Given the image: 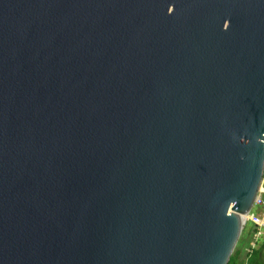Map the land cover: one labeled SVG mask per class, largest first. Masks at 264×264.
Masks as SVG:
<instances>
[{
	"label": "water",
	"instance_id": "obj_1",
	"mask_svg": "<svg viewBox=\"0 0 264 264\" xmlns=\"http://www.w3.org/2000/svg\"><path fill=\"white\" fill-rule=\"evenodd\" d=\"M264 182V0H0V264H228Z\"/></svg>",
	"mask_w": 264,
	"mask_h": 264
},
{
	"label": "rangeland",
	"instance_id": "obj_2",
	"mask_svg": "<svg viewBox=\"0 0 264 264\" xmlns=\"http://www.w3.org/2000/svg\"><path fill=\"white\" fill-rule=\"evenodd\" d=\"M252 223L258 226L260 229V236L264 237V205L254 206L252 212L246 217L242 233L234 248V251L240 249V257L242 260L245 259V253L248 252L250 248L256 246V242L259 238V234L250 233V226Z\"/></svg>",
	"mask_w": 264,
	"mask_h": 264
},
{
	"label": "trees",
	"instance_id": "obj_3",
	"mask_svg": "<svg viewBox=\"0 0 264 264\" xmlns=\"http://www.w3.org/2000/svg\"><path fill=\"white\" fill-rule=\"evenodd\" d=\"M250 233L259 234L256 246L250 248L248 252L245 253V259L243 260L240 257V249H236L232 253L228 264H264V237L260 236V229L254 223L250 226Z\"/></svg>",
	"mask_w": 264,
	"mask_h": 264
},
{
	"label": "built area",
	"instance_id": "obj_4",
	"mask_svg": "<svg viewBox=\"0 0 264 264\" xmlns=\"http://www.w3.org/2000/svg\"><path fill=\"white\" fill-rule=\"evenodd\" d=\"M263 194H264V190L261 193V195L256 198V200L254 202L255 206H263L264 205V198H263L264 195Z\"/></svg>",
	"mask_w": 264,
	"mask_h": 264
}]
</instances>
